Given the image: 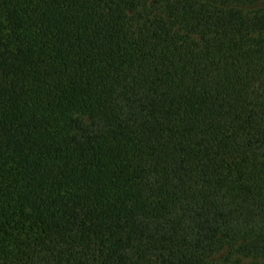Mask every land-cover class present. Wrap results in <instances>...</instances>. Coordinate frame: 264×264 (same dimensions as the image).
I'll return each mask as SVG.
<instances>
[{
	"label": "trees",
	"instance_id": "16d2710c",
	"mask_svg": "<svg viewBox=\"0 0 264 264\" xmlns=\"http://www.w3.org/2000/svg\"><path fill=\"white\" fill-rule=\"evenodd\" d=\"M236 259L264 264V0H0V264Z\"/></svg>",
	"mask_w": 264,
	"mask_h": 264
},
{
	"label": "rangeland",
	"instance_id": "374dc122",
	"mask_svg": "<svg viewBox=\"0 0 264 264\" xmlns=\"http://www.w3.org/2000/svg\"><path fill=\"white\" fill-rule=\"evenodd\" d=\"M227 251L217 255L215 259L219 262H224L225 258L227 257ZM235 264H251V260H241V259H236L233 261ZM231 264V263H230Z\"/></svg>",
	"mask_w": 264,
	"mask_h": 264
}]
</instances>
